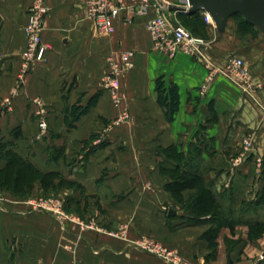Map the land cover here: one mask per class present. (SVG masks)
<instances>
[{"label":"crops","instance_id":"obj_1","mask_svg":"<svg viewBox=\"0 0 264 264\" xmlns=\"http://www.w3.org/2000/svg\"><path fill=\"white\" fill-rule=\"evenodd\" d=\"M34 1L0 0V105L17 88L0 114V144H10L52 183L32 181L27 193L0 191L3 200H15L0 201V264H171L140 250L145 242L177 264H264V235L251 242L242 223L220 228L212 254L202 238L212 224H183V204L194 191L164 189L200 137L198 168L223 212L236 222L263 218V209L241 204L264 191V31L254 27V37L241 39L231 18L221 32L212 24L196 27L215 68L232 59L244 63L249 80L236 84L199 58L169 59L155 50L145 28L152 9L115 22L114 34L102 36L87 19L84 0H45L42 39L49 50L25 68V25ZM178 14L171 10L170 17L181 23ZM125 52L133 54L131 66L120 73L114 100L110 66L121 68ZM159 76L177 86L172 122L157 104ZM93 96L95 104L72 121V106ZM35 99L48 124L43 134ZM250 134L253 146L243 152ZM5 167L0 158V172ZM35 196L60 198L65 222L32 210L25 200Z\"/></svg>","mask_w":264,"mask_h":264},{"label":"built area","instance_id":"obj_2","mask_svg":"<svg viewBox=\"0 0 264 264\" xmlns=\"http://www.w3.org/2000/svg\"><path fill=\"white\" fill-rule=\"evenodd\" d=\"M165 2L167 1L84 0V5L87 19L93 24L97 33L102 36H111L114 34L115 22L120 20H127L129 22L133 18L144 17L152 9L155 11V16L146 22L145 28L152 40L155 50L165 54L169 59L175 58L177 54H187L199 58L209 70L223 74L236 84L237 82L239 84H244L249 80V72L240 59L230 60L224 69L215 68V66H213L204 55V49L207 47L208 42L192 35L185 27L171 20V10H173L174 13L181 12L185 15L189 13L187 3H184L182 8L176 9ZM48 13L49 8L45 0H35L29 9L28 20L25 25V68L28 64L42 62L47 50H49V46L45 44L42 39V32L44 30V24ZM203 15L208 24L214 25L208 14L203 12ZM132 56L133 54L131 52L123 53L121 68L111 63V76L108 78L107 83L114 100H116L120 73L131 66ZM16 94L17 88H15L8 97L3 99L2 104L0 105V114L2 113L3 108H7L8 110L11 107L12 99ZM33 102L40 106L38 112V128L40 134H43L48 127L47 121L44 117V108L39 100L35 99ZM123 118H126L125 114H123ZM242 146L243 152L251 150L253 146L252 134L248 135L243 140ZM258 163L260 164V161ZM32 203L38 211L50 214L48 212L49 205L46 202ZM139 248L140 250L159 257L165 263L177 264L175 257L170 256V258H167V256L163 254L162 249L156 244L145 242Z\"/></svg>","mask_w":264,"mask_h":264},{"label":"trees","instance_id":"obj_3","mask_svg":"<svg viewBox=\"0 0 264 264\" xmlns=\"http://www.w3.org/2000/svg\"><path fill=\"white\" fill-rule=\"evenodd\" d=\"M181 18L183 27L190 31L192 35H198L199 27L203 29L209 25L203 12L188 13L186 16L178 14ZM185 17H189L188 19ZM237 27V33L241 39L248 36L254 37L257 30L254 26L247 24L240 14H233L230 17ZM155 93L157 104L163 110L167 122L174 120L175 114L179 109V96L177 86L170 83L166 84L162 76L155 80ZM97 96H93L84 106L75 104L71 108L72 121L85 114L89 107L94 105ZM200 144L185 156L180 165H174L172 168L171 181L165 184L164 189L171 194L177 195L185 190H193L188 200L183 204L184 216L183 224L187 226H196L205 223H211L212 227L203 233L202 238L208 242L212 254L217 248V236L220 228L228 227L231 231L236 223H242L248 228L247 238L249 241H255L264 235V215L262 219L238 220L232 221L230 216L225 214L221 209L217 197L211 191V186L205 184L202 173L199 170L198 162L200 160L201 143L200 137L197 140ZM206 142V141H205ZM207 144V142H206ZM170 156L169 154H165ZM0 158L6 161V167L0 172L1 189L10 190L15 193H27L32 188V181L38 182L41 187L51 185V178L41 175L35 171L28 162L15 154L10 144H0ZM250 205L257 209L264 210V191L257 197L256 201ZM208 217V218H205ZM203 218V219H202Z\"/></svg>","mask_w":264,"mask_h":264},{"label":"water","instance_id":"obj_4","mask_svg":"<svg viewBox=\"0 0 264 264\" xmlns=\"http://www.w3.org/2000/svg\"><path fill=\"white\" fill-rule=\"evenodd\" d=\"M188 12L203 11L209 15L216 29L223 31L233 14H240L247 24L264 31V0H181ZM169 213H172L170 211Z\"/></svg>","mask_w":264,"mask_h":264},{"label":"rangeland","instance_id":"obj_5","mask_svg":"<svg viewBox=\"0 0 264 264\" xmlns=\"http://www.w3.org/2000/svg\"><path fill=\"white\" fill-rule=\"evenodd\" d=\"M167 2H181V0H166ZM47 121V120H46ZM48 125V124H47ZM3 190L1 189L0 187V191ZM5 190V189H4ZM0 201H15V200H9V199H6V200H3L2 198H0ZM28 202V204L30 205L29 207L32 209V210H37V208L35 207V205H33L32 202H35V203H39V202H46L49 207H48V212L50 213V215L52 216V218L57 221V222H65L66 218H67V215L64 213V210H63V203L62 201L60 200V198L58 197H39V196H35L33 198H30L28 200H25ZM32 203V204H31ZM251 201H243L241 206L242 208H244V210H248V209H251L252 208V205H250ZM60 208V210H59ZM59 210V211H57ZM88 225H90L88 223ZM88 225H85V226H88ZM248 233V228H247V232ZM235 242V241H234ZM252 242V241H251ZM246 244V243H245ZM261 248H264V245L261 247Z\"/></svg>","mask_w":264,"mask_h":264}]
</instances>
